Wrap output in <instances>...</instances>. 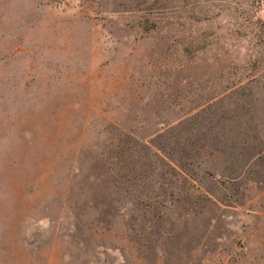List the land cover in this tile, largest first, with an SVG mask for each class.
I'll return each mask as SVG.
<instances>
[{
  "label": "rangeland",
  "instance_id": "1",
  "mask_svg": "<svg viewBox=\"0 0 264 264\" xmlns=\"http://www.w3.org/2000/svg\"><path fill=\"white\" fill-rule=\"evenodd\" d=\"M0 264H264V0H0Z\"/></svg>",
  "mask_w": 264,
  "mask_h": 264
}]
</instances>
